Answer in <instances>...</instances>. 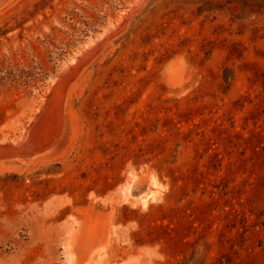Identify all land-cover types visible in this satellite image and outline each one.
Instances as JSON below:
<instances>
[{"label": "rangeland", "instance_id": "rangeland-1", "mask_svg": "<svg viewBox=\"0 0 264 264\" xmlns=\"http://www.w3.org/2000/svg\"><path fill=\"white\" fill-rule=\"evenodd\" d=\"M0 264H264V0H0Z\"/></svg>", "mask_w": 264, "mask_h": 264}, {"label": "bare ground", "instance_id": "bare-ground-1", "mask_svg": "<svg viewBox=\"0 0 264 264\" xmlns=\"http://www.w3.org/2000/svg\"><path fill=\"white\" fill-rule=\"evenodd\" d=\"M151 180V179H150ZM148 182V181H147ZM150 183L154 186V182L151 180ZM124 193H129L131 194L132 190L135 188L133 186H129V187H124ZM159 193L158 192H155L154 190H151L150 188H148L145 192H143L141 195H139L137 197L138 199V202L139 203H134V204H137L140 206V208H146L148 207V205L154 201H157L159 198ZM136 205V206H137Z\"/></svg>", "mask_w": 264, "mask_h": 264}]
</instances>
